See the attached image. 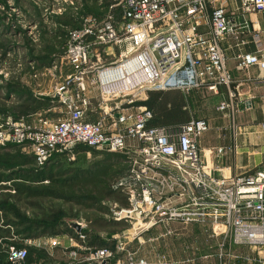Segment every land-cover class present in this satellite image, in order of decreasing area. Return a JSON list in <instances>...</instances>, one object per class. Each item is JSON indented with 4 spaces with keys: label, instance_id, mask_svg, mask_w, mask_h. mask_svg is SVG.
Returning a JSON list of instances; mask_svg holds the SVG:
<instances>
[{
    "label": "built area",
    "instance_id": "built-area-1",
    "mask_svg": "<svg viewBox=\"0 0 264 264\" xmlns=\"http://www.w3.org/2000/svg\"><path fill=\"white\" fill-rule=\"evenodd\" d=\"M263 35L264 0H111L99 19L80 17L64 50V64L72 71L54 91L64 107L61 114L0 122V145L28 146L37 167L54 154L74 159L78 146L130 159L131 181L118 180L129 192L128 204L112 210V218L129 223L133 232L115 235L112 246H94L78 220L79 230L68 237L64 249L65 264H169L165 256H132L126 243L142 231L172 222L198 224L231 245L258 247L264 256V164L215 176L200 155V136L209 129L205 118L171 128L152 124L151 109H133L134 97L145 90L206 88L217 93L219 86L229 88L232 76L221 46L225 39L238 47H254L235 55L237 70L256 67L264 72ZM111 47L119 50L118 56L100 64L101 54L109 55ZM91 76L98 91L95 106L85 84ZM230 106V100H222L217 109ZM95 111L98 118L89 119ZM227 149L216 151L223 155ZM58 244L55 237L47 241L48 249ZM28 245L8 244L7 264H30ZM120 254L126 258H118Z\"/></svg>",
    "mask_w": 264,
    "mask_h": 264
},
{
    "label": "rangeland",
    "instance_id": "rangeland-1",
    "mask_svg": "<svg viewBox=\"0 0 264 264\" xmlns=\"http://www.w3.org/2000/svg\"><path fill=\"white\" fill-rule=\"evenodd\" d=\"M110 2L111 0H0V122L6 117H11L13 120L36 118L35 116L27 118L29 112L25 105L31 103V97L44 99L47 103V106H42L44 109L52 105L48 109L49 112L42 110V116L61 114L64 107L56 98L54 91L72 70L64 64L66 43L62 49H55L50 53L45 51V47L49 46L48 33L61 29L58 21L62 13H74L79 22L84 14H91L99 19L108 10ZM113 11L115 17H118L120 8L116 7ZM106 51L110 54H101L100 64L114 60L119 52L116 47L108 48ZM47 54L50 55V65L39 66L38 64ZM90 58L94 59L93 56ZM254 68L256 67L239 72L250 75ZM91 79L92 76L85 79V84L95 102L98 91ZM218 101L215 94L206 88L188 91L145 90L134 97L133 109L143 107L151 109L154 115L152 124L155 126L174 128L191 118H208V116H211L216 123L222 119L235 122L236 113L216 109ZM262 117V113L257 115V118ZM231 132L234 136L238 130L233 127ZM237 141L240 147L237 155L244 164H247L252 156L246 148L252 151L256 146L244 142L243 136ZM104 152L79 146L77 151L75 150L74 159H70L67 154H60L56 159L50 158L42 168L50 171H55L58 167L82 168L91 161L99 159ZM14 157L31 159L32 155L28 146L23 144L0 145V174L10 175L21 170L19 175L12 176L15 179H19L17 176L22 174L28 178L34 177L31 172L39 167L35 164L11 167V160ZM255 157L258 158L259 155ZM22 169H28L30 172L22 173ZM1 179L0 245L4 251L8 244L22 245L28 241L29 245H32L28 248L30 251L40 249L41 246L43 248L49 235L58 236L68 226L70 220H79L85 225V233H89L88 240L95 246H112L115 235H123L127 230L133 232L132 228L129 229V223L112 218V210L126 206L122 203L125 199L128 202L129 192L122 186H119L96 208H86L51 198H27L14 192L10 186L12 180ZM156 226L162 227L157 229L155 235L149 234L154 226L142 231L135 238H130L126 247L132 256H144L149 260H155L164 255L166 258L171 256L173 261H176L173 257L175 254L181 255L180 259L188 256L190 261H183L181 264H221L222 262L264 264V256L260 248L231 245L221 238L211 236L199 225L174 222ZM41 237L44 239H40ZM60 240L63 238L60 237ZM199 255H206L207 259L202 260ZM61 257L63 255L58 253L57 258L61 259ZM118 258L123 260L126 256L120 254Z\"/></svg>",
    "mask_w": 264,
    "mask_h": 264
},
{
    "label": "crops",
    "instance_id": "crops-1",
    "mask_svg": "<svg viewBox=\"0 0 264 264\" xmlns=\"http://www.w3.org/2000/svg\"><path fill=\"white\" fill-rule=\"evenodd\" d=\"M262 39L264 42V35L262 36ZM221 46L225 53L226 67L232 76V81L229 88H227L226 86H219L217 93L213 94H215L216 98L219 100L218 103L222 100L231 101V106L227 110L222 112L229 113L230 111H233L234 113H236L237 116L235 122H229L226 119H222L217 123L211 118V116H208V118L204 117L209 124V129L200 136V155L201 159L205 163L213 167V174L215 176L231 175L237 172L244 173L247 171H251L257 167H260L264 164V131L261 128V123L264 121V88L262 86L261 77L263 76L264 72L261 71L258 73V69L254 68L252 74L244 75L242 74V72H239L240 70L236 69L235 55L242 50H253L254 47L251 43H247L243 47H238L234 45L229 39H225L221 42ZM229 91H232L234 94L232 98L229 97ZM89 96H91L92 99V95ZM95 103L96 102H93L94 106ZM218 103L215 106L216 109ZM45 106H47V104L43 107ZM51 106H48L45 109L43 107H37L29 110L27 109V112H29L27 114V118L30 116H35L37 118L38 115H41L43 113L42 110L46 112ZM259 113L263 114L262 118H257V115ZM241 115L245 116L242 117ZM98 116L99 112L95 111L88 115V118L91 120H96ZM36 118H33L28 121H34ZM233 127L235 128V130H238V133H235L234 136L231 132ZM240 136H243L244 142L256 146V149L252 151H249V149L246 148V151L248 153L250 152V155L252 156V158L247 164H244L237 155L240 151L239 143L237 141ZM221 146L228 148L226 153L223 155L217 154L216 151L217 148ZM256 155H259V157L256 158ZM67 225L68 226H66V228L60 234H58V236L51 234L48 237V239L54 237L57 238L59 242L58 246L52 249H48L47 239L43 248L41 246L40 249H37L35 251H30V249H28V254L30 251L31 260L28 259L27 262L30 264H35L37 263V261L39 262L44 260L47 264H65L67 262L68 257L64 249L69 243L68 237H72L75 231L69 225V222ZM161 227L162 226H155L149 231L150 233H148L155 235L157 233V229ZM200 227L205 230L204 227ZM206 232H210V230L207 229ZM88 234L89 233H87V242L91 244V242L88 240ZM60 237L63 238V240H60ZM40 239H44V237H41ZM28 244H30L29 241ZM29 246L31 247L32 245H28V248H30ZM58 253L63 255L61 259L57 258ZM167 257V259L169 260V264H181L183 263V259L188 256L180 259L182 256L175 254L173 257L176 259V261H173L171 256ZM199 258L204 260L205 258L207 259V256L202 255Z\"/></svg>",
    "mask_w": 264,
    "mask_h": 264
},
{
    "label": "trees",
    "instance_id": "trees-1",
    "mask_svg": "<svg viewBox=\"0 0 264 264\" xmlns=\"http://www.w3.org/2000/svg\"><path fill=\"white\" fill-rule=\"evenodd\" d=\"M95 1V0H94ZM92 2V1H91ZM61 29L51 31L49 35V46L45 47L46 52H54L55 49H62L66 43L70 33L79 27L80 22L76 19L74 13L64 12L60 15L58 21ZM50 55L38 64L39 66L50 65ZM31 103L25 105V108L34 109L46 105L42 98H30ZM79 147V146H78ZM77 147V148H78ZM77 148L75 149L77 151ZM60 154H54L51 158H57ZM129 157L116 153L105 151L101 157L95 161H91L87 166L78 168H57L55 171L44 169L41 166L37 170H33L32 178L26 175L17 176L15 179L12 175H19L20 172L0 174L1 178L12 180L11 188L19 195L27 198H51L64 203H72L77 206L86 208H96L104 199L109 198L113 192L118 189V180L121 177L125 178L126 182H130L127 177L129 168ZM33 158L25 157L23 159L13 158L11 167L18 165H32ZM13 172V171H12ZM28 169H22V173H29ZM35 179V180H34ZM124 205L128 202L122 201ZM7 254L0 245V264H7ZM31 260L28 254L27 260Z\"/></svg>",
    "mask_w": 264,
    "mask_h": 264
},
{
    "label": "water",
    "instance_id": "water-1",
    "mask_svg": "<svg viewBox=\"0 0 264 264\" xmlns=\"http://www.w3.org/2000/svg\"><path fill=\"white\" fill-rule=\"evenodd\" d=\"M69 225L75 230V231H78L79 230V224L77 223L76 220H70L69 221ZM104 264V263H102Z\"/></svg>",
    "mask_w": 264,
    "mask_h": 264
}]
</instances>
